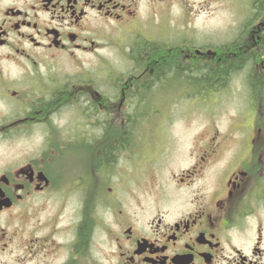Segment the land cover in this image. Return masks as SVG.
Listing matches in <instances>:
<instances>
[{
	"label": "flooded vegetation",
	"instance_id": "af4514ba",
	"mask_svg": "<svg viewBox=\"0 0 264 264\" xmlns=\"http://www.w3.org/2000/svg\"><path fill=\"white\" fill-rule=\"evenodd\" d=\"M138 15L139 0H0V264H264V91L235 73L264 59V12L224 53L236 121L190 139L158 186L149 169L183 150L175 106L216 104L219 77L195 74L222 59L164 37L108 66L105 40Z\"/></svg>",
	"mask_w": 264,
	"mask_h": 264
},
{
	"label": "rangeland",
	"instance_id": "374dc122",
	"mask_svg": "<svg viewBox=\"0 0 264 264\" xmlns=\"http://www.w3.org/2000/svg\"><path fill=\"white\" fill-rule=\"evenodd\" d=\"M251 2L252 0H162L161 2L139 0V15L136 21L127 23L128 25L115 24L114 33L105 40V64L123 72L128 65L125 57L129 56L128 48L133 42H144L149 39L163 42L162 39L166 37L165 41L169 43H195L203 48L211 46L222 59V62L217 61V66L222 64L221 68L224 69L225 63L230 62L224 55L229 44L253 40L250 32L252 30L256 32L261 21L264 10L259 9L257 13H253ZM255 35L254 33L253 36ZM245 55L242 54L244 57ZM243 58H239L234 63L231 61V64L240 66ZM246 62L242 64L243 69L235 73H239L237 77L240 79L245 78V75L249 73L256 75L254 78H257V81L253 82V86L257 91L260 90L261 93L257 94L259 98L264 91L262 90L264 89V59L256 60L252 65ZM242 81L221 82L223 88L216 86L223 89L217 97L216 104L214 100L207 102L201 100L200 106L197 107L191 104L194 99L191 101L186 99L185 104L175 106L174 112L177 115L166 131L168 136L176 138L178 143H184L180 145L183 150L180 149V152L172 149L173 154L169 159L161 157L155 172L152 169L147 172L148 181L154 175L153 185L167 183L171 171H178L184 164L186 143L190 139L208 134L212 126L225 131L236 121L233 119H236L239 110L243 108L241 91L236 90L243 88ZM159 120L160 118L153 119L150 127L144 129L148 139L159 136V130H157Z\"/></svg>",
	"mask_w": 264,
	"mask_h": 264
},
{
	"label": "trees",
	"instance_id": "16d2710c",
	"mask_svg": "<svg viewBox=\"0 0 264 264\" xmlns=\"http://www.w3.org/2000/svg\"><path fill=\"white\" fill-rule=\"evenodd\" d=\"M264 7V0H252L251 2V10H253V13H257V10L259 9H262ZM234 67L238 65H233ZM219 67V66H218ZM228 71L227 68H214L213 66H206L198 71H196V81H197V84L200 86H203V85H208L210 80L212 82V80L215 78V77H219V82H224V80L221 79V75L222 77H225V73ZM212 72H215V75L212 73ZM177 74H179L180 72L179 71H176ZM185 78V80L187 81L188 83V80H189V76H191L189 73H185V74H181L180 77H183Z\"/></svg>",
	"mask_w": 264,
	"mask_h": 264
}]
</instances>
